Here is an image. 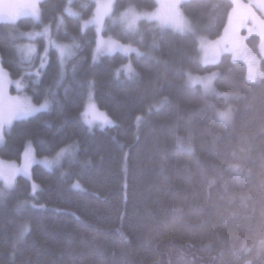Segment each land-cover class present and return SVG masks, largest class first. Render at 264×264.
<instances>
[{"label":"trees","instance_id":"trees-1","mask_svg":"<svg viewBox=\"0 0 264 264\" xmlns=\"http://www.w3.org/2000/svg\"><path fill=\"white\" fill-rule=\"evenodd\" d=\"M94 7L43 0L37 20L0 23L1 66L34 104L50 103L12 123L0 158L20 162L27 144L38 158L63 150L51 170L32 165L35 189L21 175L0 183V264H264V76L248 79L227 51L199 60L198 38L222 35L231 0L183 2L190 32L141 24L121 40L142 55L95 61L96 31L82 26ZM155 7L115 0L113 15ZM244 31L259 55L256 32ZM57 44L71 53L63 63ZM213 70L214 91L188 83ZM89 91L112 126L82 122Z\"/></svg>","mask_w":264,"mask_h":264},{"label":"rangeland","instance_id":"rangeland-1","mask_svg":"<svg viewBox=\"0 0 264 264\" xmlns=\"http://www.w3.org/2000/svg\"><path fill=\"white\" fill-rule=\"evenodd\" d=\"M41 1L43 0H40V2ZM93 1L95 3L94 12L89 20L93 18L96 12V0ZM155 1H156V7L152 10L135 11L131 9H126L115 15H113L112 13L113 18L112 17L105 18L104 21L105 25L101 29L99 34L97 33V28L95 24H84L83 21L82 22L83 27H86L88 25H92L94 27L96 31V42L98 39L105 42L102 45L101 50L99 52L96 51V42H95L93 54L95 53L96 59L99 58V56L101 55H112L116 52L124 55L130 54L131 52L124 53L119 47L114 48L113 52L109 54L107 51V44L109 42H115L116 44L130 45L132 48H135L130 42H124L121 39L122 38L131 39L133 35L135 36L138 35L141 24L154 23L160 29L168 28L179 33H187L191 31L189 20L183 15L181 10V4L188 0H155ZM33 2L34 0H0V23L16 22L18 19L23 17H30L37 20L36 17L31 15V4ZM100 2L103 4V3H107L108 0H100ZM231 2H232V9L230 11V15L222 35H220L218 38L214 40H208L202 37L198 38L200 63L203 65H214L219 62L221 55L227 51L230 53L232 60L241 61L245 64L246 75L248 79L250 80L259 79L262 76H264V72L260 69V59L264 58V0H231ZM114 4H115V0H114ZM121 14H125L123 19H121ZM134 14H145V16L144 18L137 20L132 28H129L128 24L132 22ZM148 16H152V19H148L147 18ZM247 27H250L251 30L255 31L258 36V46L260 49L259 55L253 53L252 50L246 44L244 36L247 32L248 34L250 33L249 31L247 32L244 31V29H246ZM22 52L24 53V57L26 58V60H28L29 55H26L27 47H24L22 49ZM67 53L68 52L66 51L65 55H67ZM189 76L200 77L201 79L195 85H199L205 92L209 93L215 90L213 83V80L216 76L215 70L203 74L189 73L187 75L188 83L192 85ZM17 81H19L20 83L19 88H17L16 85ZM22 88H23L22 79L13 80L10 78L9 75L4 78L5 91L2 94V96H0V118H2L4 121L8 120L11 112L18 105H27L30 103L32 104L33 107H39L40 104H34L31 101L30 97L22 92L23 91ZM87 104H88V99L85 104V107L87 106ZM97 109H98V113L103 114V116H101L100 119L94 120L92 125L89 126L88 124L85 123L84 117L81 116L82 122L85 125H87L90 129L105 128L107 126H112L114 124L113 120L109 116H107L104 111L100 110L98 107ZM34 114L36 113L30 114L29 116ZM27 117H20V116L14 117L12 119L11 125L14 121L22 120ZM220 118L223 120H227L226 116L222 114L220 115ZM11 125L5 123L3 140H4L5 132ZM3 140L0 141V147L3 144ZM31 148H32V153L27 161L24 157L25 149L20 162L8 161L0 158V183H2L5 188L7 189L13 188L15 179L19 175L27 179H30L32 184H35L31 176V167L33 164H38L49 170L53 169V167L56 166L57 161L59 160V158L57 159V156H55V158L54 157L38 158L34 154L33 146H31ZM44 160L51 161L52 163L50 164V166H45V164L42 163V161ZM26 163L28 166L27 172L24 171Z\"/></svg>","mask_w":264,"mask_h":264},{"label":"snow or ice","instance_id":"snow-or-ice-1","mask_svg":"<svg viewBox=\"0 0 264 264\" xmlns=\"http://www.w3.org/2000/svg\"><path fill=\"white\" fill-rule=\"evenodd\" d=\"M40 0H34V2L31 4V15L36 17L37 19L39 18V12L40 9L38 7ZM71 2V0H69ZM65 11L69 12L70 15L76 16L78 15L77 13H72L69 9H65ZM114 12V0H108L107 3H101L100 0H96V12L93 16V18L89 21H84V24H95L97 28V33L101 31V29L104 27L105 23V18L106 17H112V13ZM125 14H121V19H123ZM145 14H134L133 20L131 23L128 24L129 28H132L135 24V22L141 18H144ZM148 19H152V16H148ZM47 28L45 29V33L47 34ZM105 42L102 40H97L96 42V51L99 52L101 50L102 45ZM119 47L124 53H129V52H135L138 56L142 55L139 50L132 48L130 45H122V44H116L115 42H109L107 44V51L109 54L113 52V49ZM56 48L59 52V55L61 57V63H63V58L66 54V49H68L67 45H60L57 44ZM36 49L32 46H29L27 48L26 55H31ZM71 54V53H68ZM96 56L95 53L93 54V60L95 61ZM122 70L124 71L126 76H130L129 74L133 73V69L131 67V64L124 65ZM120 69L117 70V76H119ZM9 74L5 72L2 66H0V96L4 93V78L8 76ZM190 82L193 86L201 79L200 77H192L189 76ZM92 82H89V85L91 86ZM17 88L20 87L19 81L16 82ZM50 107V103L48 101H44L39 105V107H33L32 104H27V105H18L10 114L9 118L7 121H4L2 118H0V141L3 140V132H4V125L5 123L11 125L12 119L14 117L20 116V117H27L30 114L37 113L41 110H47ZM82 116L84 117L85 123L88 124L89 126L92 125L94 120L100 119L101 116H103L102 113H98V109L94 103L93 100V94L91 91H89L88 94V104L85 107ZM91 117V118H89ZM63 150H61V153L57 154V159L59 158V155L62 154ZM32 153V148L31 145L27 146L25 148L24 152V157L26 161L28 158L31 156ZM42 163L45 164V166H50L52 163L51 161L44 160ZM28 166L27 163L25 165L24 171L27 172ZM36 185L33 184V189H35ZM76 188H80L79 184L74 185Z\"/></svg>","mask_w":264,"mask_h":264}]
</instances>
